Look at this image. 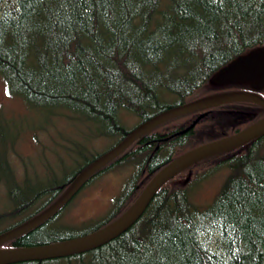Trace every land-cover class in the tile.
<instances>
[{
	"label": "trees",
	"instance_id": "16d2710c",
	"mask_svg": "<svg viewBox=\"0 0 264 264\" xmlns=\"http://www.w3.org/2000/svg\"><path fill=\"white\" fill-rule=\"evenodd\" d=\"M258 46L264 0H0V77L28 108L76 120L79 134L90 139L93 131L94 140L122 139L126 115L144 120L172 100L209 93L220 67ZM152 137L130 154L148 150ZM257 144L225 160L231 173L207 208L189 187L167 184L113 241L22 264H264V146ZM189 149L173 146L172 157ZM59 217L11 245L64 237Z\"/></svg>",
	"mask_w": 264,
	"mask_h": 264
},
{
	"label": "water",
	"instance_id": "95a60500",
	"mask_svg": "<svg viewBox=\"0 0 264 264\" xmlns=\"http://www.w3.org/2000/svg\"><path fill=\"white\" fill-rule=\"evenodd\" d=\"M219 83H251L255 88H264V48H259L247 55L241 56L234 60L227 67L223 68L216 77ZM248 94L230 93L225 94L221 98L213 97L198 100L183 106L168 110L141 127L136 129L130 136L117 147L101 156L89 167H87L81 175L76 179L69 191L62 196L57 202L44 212L40 213L26 223L0 235V246L4 242L37 227L55 215L86 183V181L101 167L110 160L122 153L130 146L138 137L148 132L158 124L168 120L176 115L193 111L206 109L217 106L225 102H231L239 99L247 98ZM257 101L264 105V100L257 98ZM206 114L200 116L192 125V127ZM264 134V123L259 122L249 129L231 137L223 138L209 144L196 148L173 163L161 170L143 191L137 201L115 222L105 228L92 234L74 238L59 243L37 246L23 247L12 249L0 248V264H12L17 262L46 260L65 257L72 254L87 251L102 245L129 229L144 213L150 202L154 198L159 188L170 178L184 170L188 166L219 152L237 148L244 143Z\"/></svg>",
	"mask_w": 264,
	"mask_h": 264
},
{
	"label": "rangeland",
	"instance_id": "374dc122",
	"mask_svg": "<svg viewBox=\"0 0 264 264\" xmlns=\"http://www.w3.org/2000/svg\"><path fill=\"white\" fill-rule=\"evenodd\" d=\"M12 113V114H11ZM11 114V115H6ZM45 114L41 110L30 109L27 106L20 104L15 101V98L10 97L6 88V85L0 78V201L9 203L13 205L18 199L28 200L31 194L25 192V187L34 185L35 189L38 190L39 187L45 186L47 184V179H40L39 175L44 174L43 171L36 167V161L38 159V148L35 143L31 140L28 141L26 138L19 140L16 153H12L9 157V163L14 171L15 175L20 177L14 179L8 173L7 169L3 165V158L5 156L4 150V139L12 138L15 134V130L22 127L27 128L29 131H35L39 126H41L46 121ZM177 120L171 122L176 123ZM165 127H169V124ZM211 132L208 130L206 133ZM94 132L90 133V139L93 140V145H90V150L93 149L101 150L105 149L111 140H103L100 143H95L93 138ZM79 147L82 149H87V141H78ZM264 144V141L262 142ZM31 157V158H30ZM31 167L30 174L28 178L24 175L23 177V163L30 164ZM51 165L56 169L53 172L60 171V163L57 162L55 158H50ZM137 161H139L137 159ZM139 164L136 161L128 160L126 165L123 163L117 166L120 170L113 171L117 166L113 167L106 172L104 177L99 178L97 185H89L85 196L79 201L78 205H75L70 213H68L64 220L66 224H73L72 228L64 230L65 233L78 234L83 233L95 225H98L108 218V211L113 207L118 205L116 198L122 195V190L129 181L140 173ZM38 166L42 169L40 163ZM51 167V166H50ZM216 167V166H213ZM76 169L75 165L71 167L70 170ZM43 170V169H42ZM59 170V171H58ZM46 175L50 173L51 169L46 168ZM112 171V172H111ZM230 170L220 169L215 172L211 177L205 179V181L200 186L197 194L193 196L194 202L200 206L208 205L220 192L223 183L225 182ZM57 174V173H56ZM55 177L53 175L49 177L53 180ZM57 179H62V177L57 176ZM21 180V181H20ZM194 188L199 187V183L196 181L192 184ZM92 190L90 191V188ZM3 193V194H2ZM84 193V192H83ZM42 202V200H41ZM40 203H37L39 205ZM3 210V209H2ZM32 211L31 209L25 211L24 214ZM24 214L16 215L12 220L5 221L0 225V229H6L12 226L16 221L22 219ZM94 216H98L94 221H90Z\"/></svg>",
	"mask_w": 264,
	"mask_h": 264
},
{
	"label": "flooded vegetation",
	"instance_id": "af4514ba",
	"mask_svg": "<svg viewBox=\"0 0 264 264\" xmlns=\"http://www.w3.org/2000/svg\"><path fill=\"white\" fill-rule=\"evenodd\" d=\"M159 139H156V140H153V141H150V150H153L155 148V145H158L157 146V154L160 150L164 149L168 152H174L173 150H171V147H173L172 144H170L167 140H165V138L163 137V135H159ZM178 138H175L174 140H177ZM179 141V140H178ZM177 148V146H174V150Z\"/></svg>",
	"mask_w": 264,
	"mask_h": 264
},
{
	"label": "bare ground",
	"instance_id": "6f19581e",
	"mask_svg": "<svg viewBox=\"0 0 264 264\" xmlns=\"http://www.w3.org/2000/svg\"><path fill=\"white\" fill-rule=\"evenodd\" d=\"M236 92L238 93V91H236ZM257 122H262V123H264V118L259 119ZM154 131H155V129L152 128V129H150V130L147 132V134H152ZM142 146H143V147H146V145H142ZM148 149L150 150V148H148ZM192 150H194V149L191 148V149H189V150L183 152L182 154L178 155L177 157H172V155H173L174 152H173V153H172V152H168V151H166V152L171 156V158H173V159H178V158H180L181 156L185 155L186 153H188V152H190V151H192ZM45 210H46V208L43 209V210H41V211H39V213H42V212H44Z\"/></svg>",
	"mask_w": 264,
	"mask_h": 264
}]
</instances>
